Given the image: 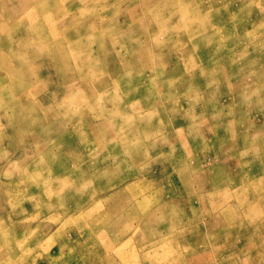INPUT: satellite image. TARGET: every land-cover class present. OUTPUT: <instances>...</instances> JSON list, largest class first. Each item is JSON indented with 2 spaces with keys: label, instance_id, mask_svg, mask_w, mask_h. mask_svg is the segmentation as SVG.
I'll list each match as a JSON object with an SVG mask.
<instances>
[{
  "label": "rangeland",
  "instance_id": "1",
  "mask_svg": "<svg viewBox=\"0 0 264 264\" xmlns=\"http://www.w3.org/2000/svg\"><path fill=\"white\" fill-rule=\"evenodd\" d=\"M0 264H264V0H0Z\"/></svg>",
  "mask_w": 264,
  "mask_h": 264
},
{
  "label": "bare ground",
  "instance_id": "2",
  "mask_svg": "<svg viewBox=\"0 0 264 264\" xmlns=\"http://www.w3.org/2000/svg\"><path fill=\"white\" fill-rule=\"evenodd\" d=\"M81 28H82V27H81ZM148 154H149V153H148ZM106 168H107V167H106ZM254 209H255V208H254ZM248 210H250V209H248ZM248 210H247V211H248Z\"/></svg>",
  "mask_w": 264,
  "mask_h": 264
}]
</instances>
